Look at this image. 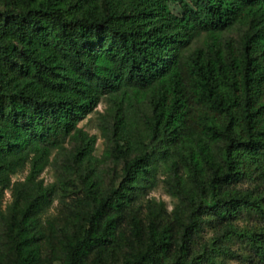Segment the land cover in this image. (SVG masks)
Instances as JSON below:
<instances>
[{
    "label": "trees",
    "instance_id": "16d2710c",
    "mask_svg": "<svg viewBox=\"0 0 264 264\" xmlns=\"http://www.w3.org/2000/svg\"><path fill=\"white\" fill-rule=\"evenodd\" d=\"M230 260L264 264V0H0V264Z\"/></svg>",
    "mask_w": 264,
    "mask_h": 264
},
{
    "label": "rangeland",
    "instance_id": "374dc122",
    "mask_svg": "<svg viewBox=\"0 0 264 264\" xmlns=\"http://www.w3.org/2000/svg\"><path fill=\"white\" fill-rule=\"evenodd\" d=\"M170 9L175 14L180 15L182 13L179 5H177L175 3H170ZM105 108H106V103L104 101H101L93 112L89 113L84 119H82L78 123V126L82 127L83 130H85L88 134L95 135L97 137L96 142H95L93 155L98 159L102 158L103 150L106 146V141L101 136V131L99 128V125H100L99 115H100V113L104 112ZM101 164H102L101 166H104V168L108 165L107 162L106 163L103 162ZM27 171H28V168H25L23 171L16 174L15 176H13L12 180H22L24 178V176L27 174ZM40 177L43 178L44 183H46V184L54 182L56 179L55 168L52 166L46 167L45 170L41 173ZM148 197H154L158 200H163L166 203L168 209H171L175 203V200L172 199L166 193L165 189L161 185H159L158 187L151 190L148 193ZM9 200H10V192L6 191L4 194L3 202H2L3 206ZM54 212H56V202H54L53 205L49 208L48 214H53ZM253 220H254L253 218H246L245 217L243 220L241 219L239 223H240V225L244 224V223H252ZM211 234H212V230L207 228L204 231L203 236L209 237ZM233 248H238V244L237 243L233 244ZM228 263L229 264H239V261L230 260Z\"/></svg>",
    "mask_w": 264,
    "mask_h": 264
}]
</instances>
